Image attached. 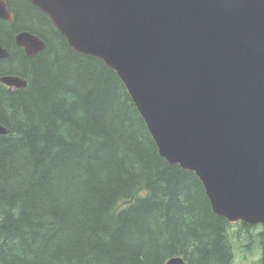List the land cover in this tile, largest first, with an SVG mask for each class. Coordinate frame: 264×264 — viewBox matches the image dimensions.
<instances>
[{"label": "trees", "instance_id": "16d2710c", "mask_svg": "<svg viewBox=\"0 0 264 264\" xmlns=\"http://www.w3.org/2000/svg\"><path fill=\"white\" fill-rule=\"evenodd\" d=\"M9 7L0 78L28 86L0 82L10 131L0 136V264H234L245 247L264 264V227L214 213L195 173L161 156L115 71L72 49L28 0ZM23 30L45 50L17 47Z\"/></svg>", "mask_w": 264, "mask_h": 264}, {"label": "water", "instance_id": "95a60500", "mask_svg": "<svg viewBox=\"0 0 264 264\" xmlns=\"http://www.w3.org/2000/svg\"><path fill=\"white\" fill-rule=\"evenodd\" d=\"M29 2L72 49L115 71L161 156L196 174L216 215L264 226V0ZM0 19L15 20L6 0ZM15 41L28 56L46 48L29 31Z\"/></svg>", "mask_w": 264, "mask_h": 264}, {"label": "rangeland", "instance_id": "374dc122", "mask_svg": "<svg viewBox=\"0 0 264 264\" xmlns=\"http://www.w3.org/2000/svg\"><path fill=\"white\" fill-rule=\"evenodd\" d=\"M237 230H239V228H237ZM231 231L233 233L236 232L234 230V227L231 229ZM246 244V243H245ZM256 246H260V245H256ZM261 247V246H260ZM243 252L241 249H236V253H235V263L234 264H258L259 261V251L257 249H255L252 253H250V250L248 247L244 248Z\"/></svg>", "mask_w": 264, "mask_h": 264}, {"label": "flooded vegetation", "instance_id": "af4514ba", "mask_svg": "<svg viewBox=\"0 0 264 264\" xmlns=\"http://www.w3.org/2000/svg\"><path fill=\"white\" fill-rule=\"evenodd\" d=\"M18 1L19 0H6V2H7V4H8V9H9V11L11 12V13H13L11 10H10V7H9V4L10 3H12L13 5H17L18 4ZM29 1V0H28ZM42 12V11H41ZM43 13V12H42ZM44 14V13H43ZM45 15V14H44ZM46 16V15H45ZM47 17V16H46ZM48 18V17H47ZM49 20H50V18H48ZM1 20V19H0ZM3 21H5V20H3ZM51 21V20H50ZM9 25H13V23L15 22V20L14 21H12V22H9V21H6ZM51 23H52V21H51ZM52 25L54 26V24L52 23ZM55 27V26H54ZM57 30V29H56ZM23 31H26V30H23ZM23 31H19L18 33H16V35L17 34H19V33H21V32H23ZM29 32H31V31H29ZM31 33H33V32H31ZM34 34V33H33ZM16 35H15V37H16ZM36 35V34H35ZM39 38H41L39 35H37ZM15 37H14V41H15ZM42 39V38H41ZM43 40V39H42ZM44 41V40H43ZM45 42V41H44ZM1 43V42H0ZM15 44H16V41H15ZM46 44V43H45ZM17 46V45H16ZM3 47H5L4 45H3ZM18 47V46H17ZM8 51H9V49L7 48V47H5ZM19 48H21V47H19ZM21 49H23V48H21ZM24 50V49H23ZM25 51V50H24ZM9 53H10V51H9ZM26 53V52H25ZM27 55V54H26ZM36 55H38V54H36ZM36 55H34V56H36ZM28 56V55H27ZM15 89V88H14Z\"/></svg>", "mask_w": 264, "mask_h": 264}, {"label": "bare ground", "instance_id": "6f19581e", "mask_svg": "<svg viewBox=\"0 0 264 264\" xmlns=\"http://www.w3.org/2000/svg\"><path fill=\"white\" fill-rule=\"evenodd\" d=\"M5 76H8V75H5Z\"/></svg>", "mask_w": 264, "mask_h": 264}]
</instances>
